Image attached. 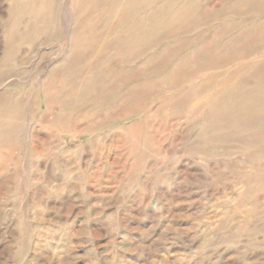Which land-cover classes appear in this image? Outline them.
<instances>
[{"label": "rangeland", "instance_id": "1", "mask_svg": "<svg viewBox=\"0 0 264 264\" xmlns=\"http://www.w3.org/2000/svg\"><path fill=\"white\" fill-rule=\"evenodd\" d=\"M0 264H264V0H0Z\"/></svg>", "mask_w": 264, "mask_h": 264}]
</instances>
